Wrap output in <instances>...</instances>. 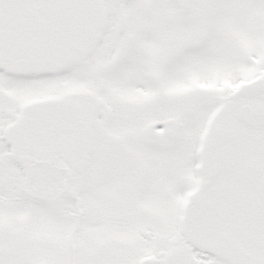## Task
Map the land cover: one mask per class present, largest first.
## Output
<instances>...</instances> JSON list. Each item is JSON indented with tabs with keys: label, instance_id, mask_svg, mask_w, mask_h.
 <instances>
[{
	"label": "snow or ice",
	"instance_id": "6c2138e0",
	"mask_svg": "<svg viewBox=\"0 0 264 264\" xmlns=\"http://www.w3.org/2000/svg\"><path fill=\"white\" fill-rule=\"evenodd\" d=\"M0 264H264V0H0Z\"/></svg>",
	"mask_w": 264,
	"mask_h": 264
}]
</instances>
